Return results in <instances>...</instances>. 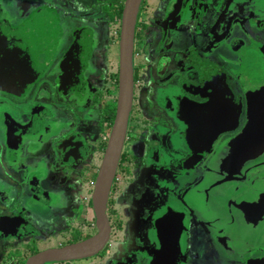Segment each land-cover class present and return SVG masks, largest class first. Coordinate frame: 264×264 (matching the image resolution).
<instances>
[{
  "label": "flooded vegetation",
  "instance_id": "obj_1",
  "mask_svg": "<svg viewBox=\"0 0 264 264\" xmlns=\"http://www.w3.org/2000/svg\"><path fill=\"white\" fill-rule=\"evenodd\" d=\"M124 1L0 0V264H26L98 233L91 194L115 115ZM13 3L27 10L26 21L8 16ZM260 126L264 0H141L107 242L90 258L47 264H140L151 213L166 200L180 213L176 199L198 186L216 152ZM36 141L45 151L27 161ZM254 166L224 173L208 198L236 228L216 240L232 264H264V175ZM28 200L34 208L23 207ZM40 210L50 214L41 226L33 216ZM194 222L208 232L192 214L187 233ZM186 252L184 245L183 264H202Z\"/></svg>",
  "mask_w": 264,
  "mask_h": 264
},
{
  "label": "water",
  "instance_id": "obj_2",
  "mask_svg": "<svg viewBox=\"0 0 264 264\" xmlns=\"http://www.w3.org/2000/svg\"><path fill=\"white\" fill-rule=\"evenodd\" d=\"M140 2L141 0H125L121 13L115 115L104 157L94 180L91 194V205L95 214L98 233L96 236L78 244L40 252L30 257L26 264L62 263L90 258L101 252L107 242L109 227L105 217V205L123 145L131 106L132 43ZM58 81L60 87L65 86L63 78ZM14 84L12 87L15 86ZM221 129L216 127L214 134L216 135V132ZM211 135L213 134L211 133ZM29 146L31 148L27 147L24 155L27 161L35 156H40L45 151L43 148L45 143L40 146L37 145L36 141L31 142ZM33 147H38L37 154L30 153ZM259 157L261 160L257 161L260 159ZM211 163L212 165H210V168L207 167L208 169L198 186L190 189L183 199H176L182 208L181 214L170 210L168 207L165 208V205L171 203L170 200H166L157 211L151 213L149 218L150 245L143 247L141 254H144L145 259L140 264H183L185 259L183 240L188 230V223L192 221V214L195 215L196 221L200 222L199 224L203 223L207 226L217 241L223 239L224 235L226 236L228 233L235 234L236 228L233 231L230 228V221L224 220V211L210 207L211 204L208 198L212 196L210 195L211 185L215 181V186H223L226 182L224 173H230V171L234 173L238 167H242L244 164L255 165L251 169V173L255 172L257 167L260 171L262 170L264 175V127L246 128L224 149H219L214 156V161ZM22 176L26 175L23 174ZM217 196L221 195L216 194L214 197ZM24 202L23 207L30 209V202L27 205ZM162 208L164 210L161 212ZM212 217L216 219L214 222H211ZM242 230L245 229L241 228L238 232L241 233ZM234 237H237V235ZM262 244H264V236H262Z\"/></svg>",
  "mask_w": 264,
  "mask_h": 264
},
{
  "label": "rangeland",
  "instance_id": "obj_3",
  "mask_svg": "<svg viewBox=\"0 0 264 264\" xmlns=\"http://www.w3.org/2000/svg\"><path fill=\"white\" fill-rule=\"evenodd\" d=\"M11 5H12L11 6L12 10H8V9L6 10L10 13L8 16L15 17L18 21H20V23L26 21L27 17L29 16L27 10L17 7L15 3ZM242 82H244L245 85L247 84V82L244 79L242 80ZM256 89L257 87L253 88L254 96H256V92H255ZM247 98L253 99V96L251 94H248ZM2 122L4 123V121ZM178 147H179L178 145H175L174 148L176 149ZM1 194H3L2 196L3 198L4 195H6L5 191H3L0 184V195ZM24 203L27 205L29 201H25ZM44 205L45 204L43 203L42 209H44ZM31 208H34L33 204H31ZM49 215L50 214L43 212V210H40L37 213H33V216L36 219L40 220V223H38L40 226L43 220L49 218ZM145 219H148V217L144 216V220ZM192 226H193L192 232L188 231L189 233L185 235L183 240V244L185 245V247L187 246V252H186L187 256H190L191 258L192 256L199 258L202 264H232L233 259L237 260L233 256V254L229 251L228 245H225L222 242L221 243L217 242L216 239L210 233V230H208V232H205L204 230L202 231V229L196 222L192 223ZM22 252H24V250H22Z\"/></svg>",
  "mask_w": 264,
  "mask_h": 264
}]
</instances>
